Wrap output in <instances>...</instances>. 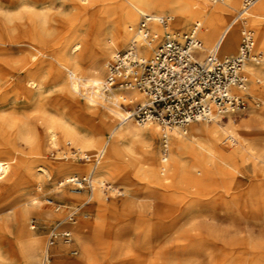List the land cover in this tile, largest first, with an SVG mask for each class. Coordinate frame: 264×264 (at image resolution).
I'll use <instances>...</instances> for the list:
<instances>
[{
    "label": "rangeland",
    "instance_id": "rangeland-1",
    "mask_svg": "<svg viewBox=\"0 0 264 264\" xmlns=\"http://www.w3.org/2000/svg\"><path fill=\"white\" fill-rule=\"evenodd\" d=\"M122 1L0 0V22L6 20L8 15L10 19L15 20L13 25L19 32L32 30L51 42L62 39L72 45L78 39L81 41L80 38L83 39L91 29L95 14L101 5L113 7ZM113 11L114 13L109 14L110 20L118 21V9ZM237 13L235 12L231 19L237 16ZM171 15L173 14L170 11H165L162 15L172 18L168 30L171 34L187 33L195 25L194 21L178 25L174 15ZM139 21L138 15L127 21L124 25L125 30L134 27ZM161 37H164V33L158 37L156 46L161 44ZM106 39L109 44L113 43V37L108 35ZM214 43L209 47L202 43V49L197 57L202 60ZM255 43L254 33V52L262 53L264 58V48H256ZM128 45L117 48L116 51H124ZM47 47L48 50H53L52 43H48ZM238 47L232 56L238 54ZM74 55L84 68L90 64L88 50L84 45ZM220 55L223 57L221 52ZM112 57L113 55H106L102 59L100 72L102 80H105L107 74L105 63L107 64ZM252 64L254 63L248 61L245 66L248 78L247 110L243 114L233 116L234 118L231 117L236 124L251 116L252 104L255 106H258L257 103L261 104L260 111L264 112L262 81L264 64H255L262 75H255L250 79L247 66ZM37 82L39 84L37 83V89L34 88L31 102L15 100L12 93L0 96V110L4 100L8 109L16 108L18 120L24 121L29 129L35 131L43 152L41 156L43 162L31 165L39 176L38 183L28 184L24 177L26 167L21 160L35 158L32 154L35 137L17 135L11 139L14 151H7L4 148L9 139L6 136L7 122L2 119L3 114L0 113V160H11L13 157L17 159L11 164L8 179L0 186V264H25L23 253L28 256L26 264H41L44 250L49 243V234L53 229L60 232L69 230L72 241L66 244L63 240H57L50 247V264H264V161L261 160H264V156L260 154L262 152L258 153L261 155V161L250 157L245 162L237 164L226 157L234 148V144L223 141L220 151H213L207 155L208 160L204 161L205 170L201 173L203 183L200 186L188 181L178 183L174 188L167 190L145 179L139 168L129 169L122 157L108 166L107 155L104 154L99 158L102 167L99 178L105 181V186L101 199L97 202L93 198L90 202L92 196L90 190L76 191L72 186L60 187V183L72 174L88 177L87 174L96 157L88 151H82L91 159L86 160L84 153L79 154L76 156L77 168L66 174H59L53 168L55 162L62 159L61 155L68 152V148L72 147L74 151L77 149L71 141L67 144L59 141L52 147L44 133V126L51 121H63L75 126L84 135L90 134L93 125H98V122L83 120L80 112L68 104L69 99L79 101L82 105L85 101L79 94L70 93L68 87L70 80L67 75L64 84H60L46 71ZM227 119L222 120V124L227 123ZM113 123L118 124V117H115ZM132 125L139 129L147 128L136 123ZM120 127L122 130L125 125ZM101 129L100 132H95L100 146L109 140L112 131V128ZM185 129L186 138H189L191 128L188 126ZM152 144L153 151L159 159L162 157L160 133L153 139ZM129 146L135 148L140 144L136 142ZM170 162L171 148L167 164ZM195 166L194 158L185 156L184 169L187 174L200 175ZM160 170V167H157L156 173ZM161 172L165 173V176H159L161 179H169L168 169ZM235 180L239 182L236 185L233 184ZM254 189L258 190L257 194ZM241 192L250 194V200L246 201V196L240 197ZM25 193L28 194V198L23 199ZM128 198L131 201V208L126 212L124 203ZM32 199L35 200L31 201ZM245 203H248L247 208ZM57 206H61L59 210L56 209ZM23 207L31 209L25 226L39 242V248L37 247L35 252L32 251L29 241L21 236L17 224L16 211ZM72 211L76 213L70 221L68 216ZM65 218V222L61 224ZM69 223L74 224V227H83L84 240L81 241L77 237L75 229L70 228ZM109 231H112V234L108 238L105 234ZM56 247H63L64 251L57 253ZM83 247L88 250L86 255L81 249ZM32 252L34 258L30 260Z\"/></svg>",
    "mask_w": 264,
    "mask_h": 264
},
{
    "label": "bare ground",
    "instance_id": "bare-ground-1",
    "mask_svg": "<svg viewBox=\"0 0 264 264\" xmlns=\"http://www.w3.org/2000/svg\"><path fill=\"white\" fill-rule=\"evenodd\" d=\"M115 9H118L119 12L118 21L110 20L111 15L109 14L110 12L114 13L113 10ZM242 9V0H226L221 3H215L213 0H123L113 7L105 6L104 4L97 10L91 29L88 30L83 39L80 38L81 41H78V39L72 45L62 39L51 42L43 35L32 30L19 32V29L17 27L15 29L13 25L15 20L10 19L7 15V19L0 22V96L12 93L15 96V100L22 99L31 102L34 95L33 91L37 89L39 84L37 80L42 78L44 72L48 71L51 77L60 84H64L65 75H67L70 80L68 86L70 93L79 94L85 101L82 105L79 101L69 99L68 104L75 111L80 112L83 120L97 121L98 125H93V131L90 134L85 133L83 135L78 131L79 129L67 122L51 121L44 126V133L52 147L56 146L59 141L65 144L71 141L74 144V148L78 151H74L72 147L68 148L69 151L61 155L62 159L55 162L53 168L59 174H66L71 169H75L76 156L82 155L84 153L82 151H88L92 153L93 157H96L93 166L91 165L92 167L87 174L93 183L90 202L93 198L97 202L101 199L103 186H105V181L99 178L102 172L99 158L104 156V154L107 155L108 166L114 163L117 158L122 157L125 159L129 169L135 170L139 168L143 177L159 188L167 190L174 188L178 183H186L188 181L200 186L203 183L201 173H204V161L208 160L207 155H210L213 151H220L223 141H230L234 144V148L227 153L226 157L237 164L245 162L250 157L260 160L261 155L264 156V112L260 111L261 104L257 103L258 106L252 104L251 116L239 124H236L231 117L227 119L228 122L225 124H222V120L212 123H191L188 125L191 128V136L189 138H186L187 130L181 128H174L170 132H166L156 124H147L143 125L147 127L146 129H139L132 125L135 123L134 121L130 120L122 123L121 120L129 113V108H134L137 103L143 102V96L137 91H127L125 89L115 88L107 91L103 87L105 80H102L100 75L102 59L106 55H114L117 52V48L127 44H129V48L134 44L137 38L135 31L140 24L142 16H152L160 19L165 11H170L174 15L178 25L194 21L195 25L199 26L201 42L209 47L216 41L214 45H221L223 57H229V55L237 51L245 31L252 30L253 36L254 33L256 35L257 44L255 43V47L263 49L264 0L257 1L246 13H242ZM235 12H238L237 16L231 19ZM137 15L140 17L138 24L125 30V23L134 19ZM151 28L158 37L160 34L165 33L164 28L156 21L151 24ZM108 35L113 37V43L111 44L106 39ZM137 39L138 52L143 58L148 57L151 49L155 48L157 43L146 44ZM48 43L53 44V50H48ZM82 45L88 50L90 58V64L86 68L82 66L77 56L74 55V53L79 52ZM247 67V74L250 79L255 75H262L255 64ZM262 79L264 83V76ZM259 82L256 81V83ZM1 107L0 113L3 114L2 119L7 122L8 128L7 132L4 131L7 134L6 136L9 137L8 142L4 145L7 151H14V144L11 139L15 136L26 134L31 136V138L35 137L33 138V143L35 144L32 148V154L35 158L26 161L21 160V163L26 167L24 177L27 183H38L39 176L33 171L34 167L31 165L43 162L41 160L43 152L40 139L35 131L29 129V126L24 121L18 120L16 108L8 109L5 100ZM115 117H118V124L116 125L113 123ZM120 125H125V128L120 130ZM101 128H112L109 140L107 139L102 146H100V141L96 140L95 136V132H100ZM159 133L161 137L164 133L167 134L169 139L171 162L168 164V160L164 161L162 157L158 159L157 154L153 151L152 142ZM136 142H139L140 146L135 148L129 146ZM259 152H262L260 153L261 155L258 154ZM83 156H86V160L91 159L86 153ZM185 156L194 158L195 167L198 169L197 173H200V175L195 173L187 174L184 169ZM14 160L17 159L13 157L11 160H0V186L4 180L8 179L7 175L11 170V164L15 162ZM261 160L262 162L264 161L263 159ZM161 162L163 165H161ZM157 167H160L164 172L168 169L169 179H161L160 177L165 176V173L161 172V170L156 173ZM77 177L80 176L72 174V176L65 177L61 183L71 182L73 178ZM238 183L236 180L233 181L235 185ZM233 184H231V187ZM257 192L258 190H255V194ZM244 194L246 193L241 192L240 197L246 196V201H249L250 194ZM23 196V199L28 198L27 193ZM34 200L32 199L31 201ZM130 202V198L126 199L125 203L122 202L126 212L131 208ZM247 204L245 203L246 208ZM131 205L133 207V203ZM23 208L16 211L17 224L21 230V236L29 241L32 251L35 252L39 242L32 237L25 226L31 209ZM65 220L66 218L61 221V224ZM69 227L75 229L77 237L81 241L84 240L85 232L83 227H74V224L71 223H69ZM111 234L112 231H109L105 235L109 238ZM81 249H83L84 255L88 253L87 248L83 247ZM46 250L47 248H45L44 254ZM55 250H57V253H62L64 248L56 247ZM33 252L29 256L30 260L34 258ZM22 255L25 257L24 263L26 264L28 256L25 253ZM109 258L111 259V257Z\"/></svg>",
    "mask_w": 264,
    "mask_h": 264
},
{
    "label": "built area",
    "instance_id": "built-area-1",
    "mask_svg": "<svg viewBox=\"0 0 264 264\" xmlns=\"http://www.w3.org/2000/svg\"><path fill=\"white\" fill-rule=\"evenodd\" d=\"M226 0H213L221 3ZM259 0H242V13H246ZM157 22L164 30L160 45L151 49L143 58L137 50V41L124 51L116 52L106 64V78L103 87L137 91L143 102L131 107L122 123L134 121L138 125L156 124L164 131L174 128L185 129L194 122L212 123L243 114L247 110L248 78L245 65L248 61L263 65L262 53L254 52V36L245 31L236 56L221 57V45L215 44L200 60L197 55L202 49L199 26L184 34L168 32L170 18L160 19L142 16L136 37L144 43H156L158 36L151 24ZM259 104V103H258ZM170 154L167 134L161 137V155L164 161ZM72 186L74 190H93L90 176L73 178L71 182L60 183V187ZM105 190V187H104ZM52 204L51 202H49ZM61 206H57L59 210ZM76 211L68 216L73 220ZM57 240L70 244L71 233L53 229L42 264H50V247Z\"/></svg>",
    "mask_w": 264,
    "mask_h": 264
}]
</instances>
